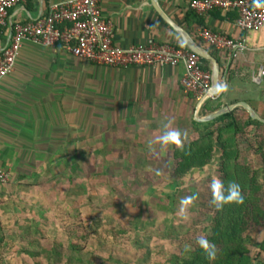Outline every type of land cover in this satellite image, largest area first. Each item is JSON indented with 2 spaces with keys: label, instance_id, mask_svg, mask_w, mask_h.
Listing matches in <instances>:
<instances>
[{
  "label": "crops",
  "instance_id": "obj_1",
  "mask_svg": "<svg viewBox=\"0 0 264 264\" xmlns=\"http://www.w3.org/2000/svg\"><path fill=\"white\" fill-rule=\"evenodd\" d=\"M60 1L26 0L10 9L0 51L18 24L45 17L50 5ZM192 1L102 0L101 6L121 47L151 40L188 47L178 28L210 53L212 47L199 36L202 27L243 39L246 50L235 59L213 48L220 57L221 85L227 86L218 98L223 106L246 101L264 117V27L242 31L237 10L199 14ZM185 72L184 65L111 67L77 57L62 44L25 41L13 71L0 82V169L10 173L17 189L45 170L47 180L56 177L58 166L71 164L72 151L88 150L90 143L112 142L121 149L123 143L137 142L134 135L146 140L163 134L169 121L180 130L189 123L200 135L192 121L201 97L185 90ZM207 114L204 104L199 115ZM11 183L0 184L2 192Z\"/></svg>",
  "mask_w": 264,
  "mask_h": 264
},
{
  "label": "rangeland",
  "instance_id": "obj_2",
  "mask_svg": "<svg viewBox=\"0 0 264 264\" xmlns=\"http://www.w3.org/2000/svg\"><path fill=\"white\" fill-rule=\"evenodd\" d=\"M181 130L184 143L198 134L189 123ZM161 135H134L137 142L121 149L90 143L88 150H73L71 164L58 166L50 180L45 170L17 189L9 181L12 188L0 189L7 239L0 264H174L199 237L207 239L217 210L210 182L213 174L221 178L220 148L212 164L177 179L176 146L162 148L156 142ZM255 141L254 134L240 140L241 159L260 169L264 184ZM187 196L195 199L185 218L180 202ZM261 196L264 204V188ZM249 234L251 255L264 259V226H252Z\"/></svg>",
  "mask_w": 264,
  "mask_h": 264
},
{
  "label": "built area",
  "instance_id": "obj_3",
  "mask_svg": "<svg viewBox=\"0 0 264 264\" xmlns=\"http://www.w3.org/2000/svg\"><path fill=\"white\" fill-rule=\"evenodd\" d=\"M26 0H0V32L6 25L9 11ZM102 0H64L52 3L45 17L18 24L10 44L0 51V82L11 73L25 41L46 46L63 47L71 54L92 62L127 68L147 66L160 68L184 65L182 83L186 91L201 97L212 85V71L204 69L202 57L186 46L151 40L148 44L121 47L114 41L113 23L102 12ZM191 8L204 14L216 8L237 10V25L242 31L264 27V7H256L255 0H193ZM199 36L209 47L238 58L246 50L243 39H236L208 27ZM220 95V94H219ZM10 173L0 169V184L10 181Z\"/></svg>",
  "mask_w": 264,
  "mask_h": 264
},
{
  "label": "trees",
  "instance_id": "obj_4",
  "mask_svg": "<svg viewBox=\"0 0 264 264\" xmlns=\"http://www.w3.org/2000/svg\"><path fill=\"white\" fill-rule=\"evenodd\" d=\"M210 51L220 61V51L218 53L213 48H210ZM202 60L204 69L211 70L210 61L205 58ZM222 106L218 97L205 103L208 113ZM243 111L247 112L245 109ZM192 123L195 130L201 134L183 143L182 148L175 147L174 177L182 178L193 169L202 170L212 164L217 148H220V179L225 185L238 183L244 201L241 204H226L215 211L211 234L207 237L218 250L214 261L207 258L197 243L187 255L177 257L174 264H264V259L251 255L248 245L250 228L254 225L264 226V204L261 196L264 184L260 181V169L242 161L240 145V140L245 135L254 134L256 151L264 160V123L253 119L249 113L242 115L238 109L210 122L200 123L193 120ZM260 247L264 251V239ZM6 248L5 227L0 223V262L4 258Z\"/></svg>",
  "mask_w": 264,
  "mask_h": 264
},
{
  "label": "clouds",
  "instance_id": "obj_5",
  "mask_svg": "<svg viewBox=\"0 0 264 264\" xmlns=\"http://www.w3.org/2000/svg\"><path fill=\"white\" fill-rule=\"evenodd\" d=\"M256 7H264V0H255ZM226 85H221L220 90L225 91ZM186 134L180 130L171 127V121L165 124L163 134L157 137L156 142L161 145L162 148L175 145L178 148L183 147ZM210 190L212 193V204L217 210L223 208L226 204L236 203L241 204L244 201L241 186L238 183H229L225 185L223 181L212 175L210 182ZM195 197L187 196L181 200L180 214L186 218L187 207L192 205ZM197 243L199 247L206 253L207 258L210 261H214L217 257V248L214 244L210 243L208 239L201 236L198 238Z\"/></svg>",
  "mask_w": 264,
  "mask_h": 264
},
{
  "label": "water",
  "instance_id": "obj_6",
  "mask_svg": "<svg viewBox=\"0 0 264 264\" xmlns=\"http://www.w3.org/2000/svg\"><path fill=\"white\" fill-rule=\"evenodd\" d=\"M163 14V12H162ZM164 15V14H163ZM165 17V15H164ZM172 25L173 23L169 21ZM180 31L181 35L183 36V39L186 43V45L193 51H195L200 57L208 59L212 62L213 64V78H212V85L208 89L206 93H204L201 98L199 99L196 107V113H195V121L198 122H210L218 117L230 113L238 108H243L245 109L249 115L256 120L261 121L264 123V117H262L256 109H254L248 102L246 101H239L234 104L222 106L220 109L209 113L204 116H200L199 112L202 106L209 100V99H214L219 97V94L221 93L220 86H221V69H220V64L216 57H214L205 47H203L199 42H197L194 38L191 37L184 29L178 28Z\"/></svg>",
  "mask_w": 264,
  "mask_h": 264
}]
</instances>
